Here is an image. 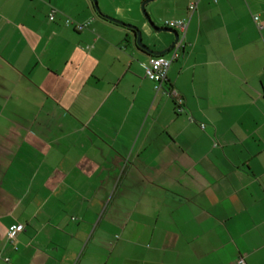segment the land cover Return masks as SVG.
<instances>
[{"label":"crops","instance_id":"crops-1","mask_svg":"<svg viewBox=\"0 0 264 264\" xmlns=\"http://www.w3.org/2000/svg\"><path fill=\"white\" fill-rule=\"evenodd\" d=\"M145 1L0 0V264H264V0Z\"/></svg>","mask_w":264,"mask_h":264},{"label":"built area","instance_id":"built-area-1","mask_svg":"<svg viewBox=\"0 0 264 264\" xmlns=\"http://www.w3.org/2000/svg\"><path fill=\"white\" fill-rule=\"evenodd\" d=\"M219 1V0H215ZM197 9V4L192 3L189 6V11L193 14ZM57 12L53 10L50 13V20H55ZM255 21L259 20L258 16L254 17ZM71 21L67 20V24H70ZM189 22L185 20H167L164 22V28H170L177 30L180 36L179 42L175 45V47L171 50L170 57L164 56H152L147 63L143 65L145 76L153 81L156 84L157 90L162 88V85L168 79V72L172 66V64L178 60L182 54V51L185 49V36L188 29ZM87 26V24H79L77 25L78 30H82ZM173 94L176 97L177 103L182 104L183 99L180 97L177 91H174ZM24 229L22 224L13 225L8 232V239L14 243L17 240L19 233ZM17 248V247H16ZM239 264H245L244 260H240Z\"/></svg>","mask_w":264,"mask_h":264},{"label":"water","instance_id":"water-1","mask_svg":"<svg viewBox=\"0 0 264 264\" xmlns=\"http://www.w3.org/2000/svg\"><path fill=\"white\" fill-rule=\"evenodd\" d=\"M154 0H147L145 1L143 4H142V10H143V13L145 15V18L148 22V24L151 26V28H153V30H155V32L157 33H171L174 35V41L172 42V44L165 50L163 51H154L152 49H150L147 45H145L143 42H142V32L140 31V29L136 26H132V25H128V24H125L124 22H121V21H118L116 19H113V18H110V17H107L104 15L105 18H107L108 20L110 21H113L117 24H120V25H123V26H126L127 28H130V29H133L135 30L136 34H137V45L142 48L143 50L147 51L149 54H151L152 56H164L165 54H167L170 50H172L175 45L179 42V39H180V35H179V32L177 30H174V29H170V28H159L152 20L151 16L148 14V12L146 11V5L149 3V2H152ZM94 2V5L97 9V11L101 13L100 11V8H99V5H98V2L97 0H93Z\"/></svg>","mask_w":264,"mask_h":264},{"label":"rangeland","instance_id":"rangeland-1","mask_svg":"<svg viewBox=\"0 0 264 264\" xmlns=\"http://www.w3.org/2000/svg\"><path fill=\"white\" fill-rule=\"evenodd\" d=\"M98 1V4H99V7H100V9H101V6H100V3H99V0H97ZM151 4H156V6H159V7H157L158 8V11H160L162 14H167V10H165L164 9V7H163V3H162V0H154V1H152L151 2ZM141 14L144 16V18H145V15H144V13H143V10H142V7H141ZM146 11L148 12V14L150 15V13H149V11H148V9L146 8ZM158 24H159V28H164V26H163V24H164V21L163 22H158ZM129 25H131V24H129ZM133 26V25H132ZM140 31H141V29H140ZM142 32V31H141ZM155 32V31H154ZM155 34H157L156 32H155ZM142 42L145 44V42H144V38H143V34H142ZM146 45V44H145ZM170 56H171V54H170ZM167 57H169V56H167Z\"/></svg>","mask_w":264,"mask_h":264},{"label":"trees","instance_id":"trees-1","mask_svg":"<svg viewBox=\"0 0 264 264\" xmlns=\"http://www.w3.org/2000/svg\"><path fill=\"white\" fill-rule=\"evenodd\" d=\"M131 30V29H130ZM134 34L136 33L135 31L131 30Z\"/></svg>","mask_w":264,"mask_h":264}]
</instances>
